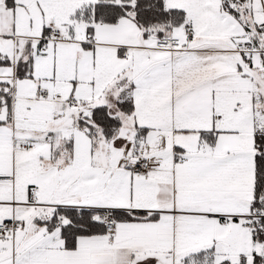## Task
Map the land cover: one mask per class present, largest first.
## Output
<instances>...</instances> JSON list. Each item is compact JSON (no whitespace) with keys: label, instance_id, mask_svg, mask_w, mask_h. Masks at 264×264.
Here are the masks:
<instances>
[{"label":"snow or ice","instance_id":"1","mask_svg":"<svg viewBox=\"0 0 264 264\" xmlns=\"http://www.w3.org/2000/svg\"><path fill=\"white\" fill-rule=\"evenodd\" d=\"M0 264H264V0H0Z\"/></svg>","mask_w":264,"mask_h":264}]
</instances>
